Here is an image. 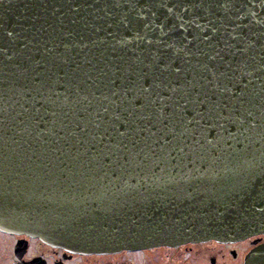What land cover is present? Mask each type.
<instances>
[{"label": "water", "instance_id": "obj_1", "mask_svg": "<svg viewBox=\"0 0 264 264\" xmlns=\"http://www.w3.org/2000/svg\"><path fill=\"white\" fill-rule=\"evenodd\" d=\"M0 229L87 254L264 233V0H0Z\"/></svg>", "mask_w": 264, "mask_h": 264}, {"label": "flooded vegetation", "instance_id": "obj_2", "mask_svg": "<svg viewBox=\"0 0 264 264\" xmlns=\"http://www.w3.org/2000/svg\"><path fill=\"white\" fill-rule=\"evenodd\" d=\"M258 249H264V233L177 247L87 254L52 245L38 235L0 229V264H246Z\"/></svg>", "mask_w": 264, "mask_h": 264}]
</instances>
